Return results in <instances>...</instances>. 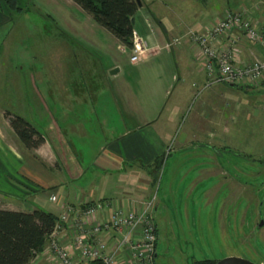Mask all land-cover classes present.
<instances>
[{"label": "rangeland", "instance_id": "1", "mask_svg": "<svg viewBox=\"0 0 264 264\" xmlns=\"http://www.w3.org/2000/svg\"><path fill=\"white\" fill-rule=\"evenodd\" d=\"M19 1L22 10L7 14L8 73L2 78L14 74L13 95L19 89L23 96H41L39 126L55 122L82 162L125 124L173 125L162 156L141 164L144 180L138 182L149 183L140 188L147 197L155 195L157 263L213 264L239 255L264 264V227L257 226L264 195V84H207L205 70V82L173 81L163 96L161 66L154 59L131 62L129 49L121 51L111 33L92 28L89 13L63 0ZM114 64L119 72L110 76ZM20 104L5 99L6 109L24 114ZM174 105L176 114L167 119ZM72 107L76 112L62 118Z\"/></svg>", "mask_w": 264, "mask_h": 264}, {"label": "crops", "instance_id": "2", "mask_svg": "<svg viewBox=\"0 0 264 264\" xmlns=\"http://www.w3.org/2000/svg\"><path fill=\"white\" fill-rule=\"evenodd\" d=\"M140 1L142 7L138 8L133 16V31L146 41L148 51L139 62L149 65L154 59L161 66L163 79L158 83L161 85L163 96L168 93L173 81L183 84L192 81V84H199L206 79L202 57L188 38H183L180 45L171 49L163 47L173 37L183 35L188 30L201 33L224 11L240 9L246 10L253 23L264 31V0ZM63 2L80 8L72 0ZM7 14H9L7 10L0 9V209L31 212L40 208L56 214L60 212L62 203L65 202L77 203L84 199L109 198L117 201L124 210H130L131 200L142 201L148 198L145 191L141 190H146L149 183L138 184L144 177L141 164H151L162 156L171 139L173 125L165 122L166 124L156 126L154 123L149 124L150 121H145L143 124L137 122L127 127L126 121L123 120L125 125L122 132H118L111 143L107 140L99 143L95 155L88 163L82 162L81 156L73 153L71 143L58 134L61 129L57 131L54 129L55 122H52L53 125L42 123L39 126L37 112L38 108L41 109L39 103L43 102L41 96L39 94L23 96L22 93L21 95L17 93L19 89L16 95H13L14 87H18L14 74L6 77L11 80L2 78L5 72L8 73L7 58L3 56L6 50L3 43L11 29ZM88 18L93 29L106 30L101 25L100 27L95 25L93 17ZM147 22L152 31L147 27ZM116 42L118 46H124L117 38ZM236 48V56L241 63L264 56L262 47L247 41L241 42ZM116 66L117 64H114L110 69ZM106 81L109 84V79ZM21 82L22 87L27 84L23 79ZM5 86H9L8 91ZM185 86L178 88L177 98L184 94L187 88ZM5 99L21 102L20 107L26 108L23 110L24 114L6 109ZM176 107L177 105H174L170 108L167 119L169 115L174 118L176 112L173 110ZM73 109L75 108L72 107V110L68 114L65 113L62 118L75 113ZM6 113L20 116L31 123L44 137L43 142L35 148H26L10 126ZM128 116L129 119L136 121L135 116ZM71 126V131L74 132V126L72 124ZM84 132L86 131L83 130L81 135L87 134ZM74 181L78 185L73 187ZM52 194L59 197L57 203L49 201ZM38 264L48 263L42 261Z\"/></svg>", "mask_w": 264, "mask_h": 264}, {"label": "built area", "instance_id": "3", "mask_svg": "<svg viewBox=\"0 0 264 264\" xmlns=\"http://www.w3.org/2000/svg\"><path fill=\"white\" fill-rule=\"evenodd\" d=\"M147 27L152 31L148 22ZM183 38L202 57L207 84H264V57L241 63L236 56V47L243 41L264 49V31L246 10H226L201 33L188 30L163 47L171 49ZM119 48L125 52L128 47ZM128 49L131 62L141 61L148 51L146 41L135 31ZM154 200L155 195L131 200L130 210L109 198L62 203L43 246L34 250L27 264H157ZM49 201L57 203L59 197L52 194Z\"/></svg>", "mask_w": 264, "mask_h": 264}, {"label": "trees", "instance_id": "4", "mask_svg": "<svg viewBox=\"0 0 264 264\" xmlns=\"http://www.w3.org/2000/svg\"><path fill=\"white\" fill-rule=\"evenodd\" d=\"M83 11L113 34L120 44L130 48L135 0H72ZM19 0H0V9L21 11ZM10 126L26 148L40 145L44 137L31 123L6 113ZM54 214L40 208L31 212L0 209V264H27L34 250H39L51 232Z\"/></svg>", "mask_w": 264, "mask_h": 264}, {"label": "water", "instance_id": "5", "mask_svg": "<svg viewBox=\"0 0 264 264\" xmlns=\"http://www.w3.org/2000/svg\"><path fill=\"white\" fill-rule=\"evenodd\" d=\"M137 2V5L139 8L142 7V3L140 0H135ZM118 68H113L109 71V74L114 75L118 72ZM214 264H255L252 261L242 258V257H237V256H227L224 257L223 259L216 261Z\"/></svg>", "mask_w": 264, "mask_h": 264}, {"label": "flooded vegetation", "instance_id": "6", "mask_svg": "<svg viewBox=\"0 0 264 264\" xmlns=\"http://www.w3.org/2000/svg\"><path fill=\"white\" fill-rule=\"evenodd\" d=\"M262 207H264V195H263V198H262V200L259 202V205H258V228H262V227H264V210H263V208ZM155 225H156V222H155ZM156 230H157V236L159 235V233H158V228H157V225H156ZM159 239V238H158ZM157 244H158V240H157ZM235 256H237V257H242V258H245V259H248V260H250V261H252L253 263H255V264H258V263H256L255 261H253V260H251L250 258H248V257H245V256H239V255H235ZM156 258H157V250H156ZM156 263H157V261H156ZM158 264V263H157ZM214 264V263H213Z\"/></svg>", "mask_w": 264, "mask_h": 264}]
</instances>
